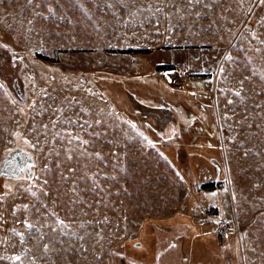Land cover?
I'll return each instance as SVG.
<instances>
[{
	"label": "rangeland",
	"instance_id": "1",
	"mask_svg": "<svg viewBox=\"0 0 264 264\" xmlns=\"http://www.w3.org/2000/svg\"><path fill=\"white\" fill-rule=\"evenodd\" d=\"M0 85V264H264L261 0H0Z\"/></svg>",
	"mask_w": 264,
	"mask_h": 264
},
{
	"label": "built area",
	"instance_id": "2",
	"mask_svg": "<svg viewBox=\"0 0 264 264\" xmlns=\"http://www.w3.org/2000/svg\"><path fill=\"white\" fill-rule=\"evenodd\" d=\"M187 77L185 75H181L178 79L174 76L171 75L168 77V82L171 84V86L177 88L178 86L180 87L179 89L181 90H187ZM209 226L216 232L220 239L224 235H233L236 238L239 237V229L237 226V222L234 218H225V217H219V218H212L208 222ZM223 242V241H222Z\"/></svg>",
	"mask_w": 264,
	"mask_h": 264
},
{
	"label": "flooded vegetation",
	"instance_id": "3",
	"mask_svg": "<svg viewBox=\"0 0 264 264\" xmlns=\"http://www.w3.org/2000/svg\"><path fill=\"white\" fill-rule=\"evenodd\" d=\"M23 151L24 156L13 155L11 159L8 160L10 162L8 165L4 167V175L7 178H14V179H24L26 177L29 178L28 174L32 165V161L30 160L29 154ZM23 168V171H18L17 169ZM31 172V171H30Z\"/></svg>",
	"mask_w": 264,
	"mask_h": 264
},
{
	"label": "crops",
	"instance_id": "4",
	"mask_svg": "<svg viewBox=\"0 0 264 264\" xmlns=\"http://www.w3.org/2000/svg\"><path fill=\"white\" fill-rule=\"evenodd\" d=\"M168 78H167V82H168ZM168 84H169V82H168ZM170 85V87H173V86H171V84H169ZM181 90V89H180ZM184 91V90H183ZM185 92V91H184ZM154 220H151V221H149V228H147V230H149L150 228H159L160 226H157V225H155L154 223H152ZM152 230V229H151ZM144 231V230H143ZM148 232V231H147ZM154 232V231H153ZM155 233V232H154ZM155 235H156V233H155ZM174 239V242H175V240H176V242H177V244H178V246H179V240H181V239H183V240H185L186 238H184V235L183 236H176L175 238H173ZM184 243H185V241H184ZM183 243V244H184ZM153 244H155V252H156V250H158L157 249V247L159 246V240H158V237H157V235H156V239H155V243H153ZM181 245H182V241H181ZM182 247V246H181ZM218 256V255H217ZM154 260L155 259H157L156 258V256L154 255V258H153ZM195 259V258H194ZM205 260H206V263L205 264H210V261L211 260H215V258H213L212 256H211V254H209V252L206 254V256H205ZM194 264H204V263H201V261L202 260H198V259H195V260H191ZM188 262H185V264H187Z\"/></svg>",
	"mask_w": 264,
	"mask_h": 264
},
{
	"label": "water",
	"instance_id": "5",
	"mask_svg": "<svg viewBox=\"0 0 264 264\" xmlns=\"http://www.w3.org/2000/svg\"><path fill=\"white\" fill-rule=\"evenodd\" d=\"M246 29L247 30H250L251 29V26L250 25H248L247 27H246ZM13 155H20V156H24V154H23V151H20V149H14V150H11V151H9L6 155H5V157L2 159V161H1V163H0V175L1 176H3V177H5L6 175H4L3 173H4V167H5V161H8L9 159H11L12 157H13ZM30 156V155H29ZM30 160L32 161V158H31V156H30ZM28 176H29V179H31L33 176H34V173L31 171H29V174H28Z\"/></svg>",
	"mask_w": 264,
	"mask_h": 264
},
{
	"label": "trees",
	"instance_id": "6",
	"mask_svg": "<svg viewBox=\"0 0 264 264\" xmlns=\"http://www.w3.org/2000/svg\"><path fill=\"white\" fill-rule=\"evenodd\" d=\"M136 52H138V50H136ZM158 68H161V67L158 66ZM165 68L167 70L172 69L171 65H165ZM0 178L2 179L4 177L0 175ZM224 183H225V179L222 178V175L220 174L216 181H212V182H209V183L202 184L201 187H202L203 191L217 190Z\"/></svg>",
	"mask_w": 264,
	"mask_h": 264
},
{
	"label": "snow or ice",
	"instance_id": "7",
	"mask_svg": "<svg viewBox=\"0 0 264 264\" xmlns=\"http://www.w3.org/2000/svg\"><path fill=\"white\" fill-rule=\"evenodd\" d=\"M261 3H264V0H261ZM3 87V85H0V88H2ZM10 162H8V161H5V164L6 165H8ZM18 171H23V168H20V169H17ZM62 223V222H61ZM27 227L29 228V229H31L32 228V225L31 224H28L27 225ZM15 235H21L20 233H15ZM21 242H23V241H21ZM47 249V246H45V250ZM0 259H3V257H0ZM10 260H12L13 262H14V264H15V262L16 261H20V259H21V256H19V255H17V256H15V257H10L9 258Z\"/></svg>",
	"mask_w": 264,
	"mask_h": 264
}]
</instances>
